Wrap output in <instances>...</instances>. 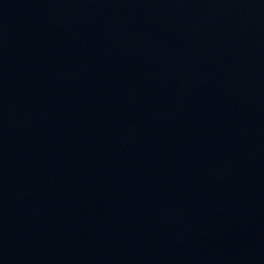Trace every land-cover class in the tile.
Returning a JSON list of instances; mask_svg holds the SVG:
<instances>
[{
  "label": "water",
  "instance_id": "95a60500",
  "mask_svg": "<svg viewBox=\"0 0 264 264\" xmlns=\"http://www.w3.org/2000/svg\"><path fill=\"white\" fill-rule=\"evenodd\" d=\"M0 264H264V0H0Z\"/></svg>",
  "mask_w": 264,
  "mask_h": 264
}]
</instances>
